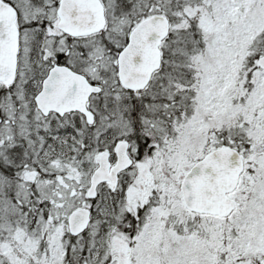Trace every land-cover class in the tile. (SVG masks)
I'll list each match as a JSON object with an SVG mask.
<instances>
[{"label": "snow or ice", "instance_id": "6c2138e0", "mask_svg": "<svg viewBox=\"0 0 264 264\" xmlns=\"http://www.w3.org/2000/svg\"><path fill=\"white\" fill-rule=\"evenodd\" d=\"M0 264H264V0H0Z\"/></svg>", "mask_w": 264, "mask_h": 264}]
</instances>
